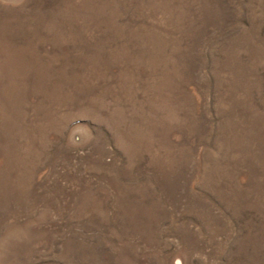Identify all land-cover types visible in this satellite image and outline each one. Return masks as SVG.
<instances>
[{"label": "rangeland", "instance_id": "obj_1", "mask_svg": "<svg viewBox=\"0 0 264 264\" xmlns=\"http://www.w3.org/2000/svg\"><path fill=\"white\" fill-rule=\"evenodd\" d=\"M0 264H264V0H0Z\"/></svg>", "mask_w": 264, "mask_h": 264}]
</instances>
